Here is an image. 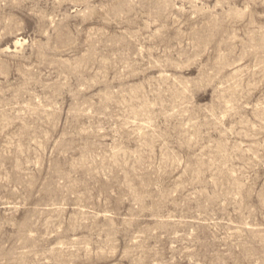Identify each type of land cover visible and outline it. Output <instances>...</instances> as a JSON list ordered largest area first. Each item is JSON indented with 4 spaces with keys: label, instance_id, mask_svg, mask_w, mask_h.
<instances>
[{
    "label": "rangeland",
    "instance_id": "1",
    "mask_svg": "<svg viewBox=\"0 0 264 264\" xmlns=\"http://www.w3.org/2000/svg\"><path fill=\"white\" fill-rule=\"evenodd\" d=\"M0 264H264V0H0Z\"/></svg>",
    "mask_w": 264,
    "mask_h": 264
}]
</instances>
